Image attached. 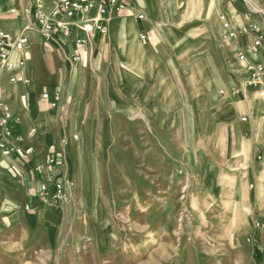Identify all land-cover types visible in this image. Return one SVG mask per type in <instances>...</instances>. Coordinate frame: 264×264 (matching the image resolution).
Masks as SVG:
<instances>
[{"label":"rangeland","instance_id":"374dc122","mask_svg":"<svg viewBox=\"0 0 264 264\" xmlns=\"http://www.w3.org/2000/svg\"><path fill=\"white\" fill-rule=\"evenodd\" d=\"M166 1L182 12V51L171 63L180 101L169 123H149L140 106L137 123L112 127L123 140L106 145L98 173L88 169L93 180L78 172L76 193L73 182L61 202L34 189L24 145L0 153V264H264V111L238 122L246 103L230 95L248 46L241 28L262 21L264 0ZM211 1L232 14L205 12ZM220 15L235 43L223 39Z\"/></svg>","mask_w":264,"mask_h":264},{"label":"crops","instance_id":"0c3cea01","mask_svg":"<svg viewBox=\"0 0 264 264\" xmlns=\"http://www.w3.org/2000/svg\"><path fill=\"white\" fill-rule=\"evenodd\" d=\"M162 1L130 0L126 11L119 15L112 10L105 35L94 30L82 31L86 16L77 15L76 27L61 34L55 44L45 43L37 32L31 31L26 33L28 43L23 49L9 51L15 69L1 76V98L19 121L17 128L23 145L34 149L24 167L34 189L38 181L58 178L75 183L74 190L73 184L66 191L69 195L76 191L78 172L87 181L93 180L88 169H96L98 173L100 161L106 157V145L123 140L112 133V127L137 123L140 106L152 115L146 117L149 123L161 126L169 123L170 104L180 101L174 91L179 74L174 73L171 63L177 60L176 51H182V28L176 27L182 24V12L162 6ZM26 5L27 0H0V31L18 37L28 23L23 14ZM11 10L17 15H11ZM204 10L232 14L228 6L215 1L208 2ZM139 16L143 18L138 19ZM259 24L264 26L263 20ZM250 42V36L241 37V45ZM212 56L222 54L216 52ZM232 73L234 85L230 92L238 85ZM16 74L28 79L29 84H10L9 77ZM54 90L61 93V100L51 109L41 96ZM238 97L232 96L246 103L245 122H253L259 110L264 111L263 100H256L255 96L249 99L250 94ZM125 108L134 111V118L122 112ZM98 143L102 149H96ZM51 150L56 164L49 171L46 164ZM36 165L43 168L39 174L34 170Z\"/></svg>","mask_w":264,"mask_h":264},{"label":"built area","instance_id":"2783aa9c","mask_svg":"<svg viewBox=\"0 0 264 264\" xmlns=\"http://www.w3.org/2000/svg\"><path fill=\"white\" fill-rule=\"evenodd\" d=\"M230 3H236L237 0H229ZM246 2V0H243ZM130 0H28L23 14L28 18V23L22 33L13 38L10 34L0 31V79L2 74L9 70H14L13 64L9 60V51L12 48L23 49L28 43L27 32L35 31L41 39L48 44H55L61 34H66L72 27H76V16L85 17L84 24L80 29L91 32L94 30L101 35L108 31L107 24L110 18V12L113 10L120 14L128 8ZM90 13L92 16L89 17ZM264 24V8L257 11ZM11 15H17L14 10ZM88 16V17H87ZM139 16L138 19H142ZM247 18V17H246ZM219 22L223 30V39L229 43H235L237 40V31L233 28L232 22L224 15L219 17ZM247 23L241 28V32L251 37V42L246 48L239 51L236 55L238 63L237 87L233 88L230 95L233 97L242 96L245 98L251 91L254 96L264 101V26L247 19ZM143 39V38H142ZM23 67V62L19 63ZM10 84L22 83L28 85L29 80L20 74L9 77ZM42 99L48 101L49 107L55 109L60 100L61 93L57 90L46 91L42 94ZM25 100V97H22ZM246 117L241 119L242 122ZM19 121L17 117L6 107L0 92V153L3 156H9L13 149L23 145V137L18 132ZM34 133L35 130H32ZM23 156L29 158L33 153V148L23 146ZM55 159L47 160V168L52 169L55 166ZM36 173H41V165L34 167ZM73 187V183L68 180L51 179L49 181H38L37 188L43 199L46 197L54 202L63 201L67 190ZM38 193V194H39ZM256 227L260 224L256 223Z\"/></svg>","mask_w":264,"mask_h":264}]
</instances>
